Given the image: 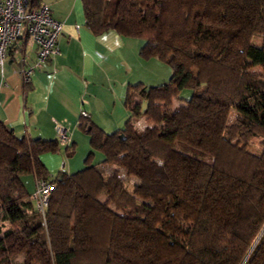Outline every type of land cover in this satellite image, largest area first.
<instances>
[{"label":"trees","instance_id":"obj_1","mask_svg":"<svg viewBox=\"0 0 264 264\" xmlns=\"http://www.w3.org/2000/svg\"><path fill=\"white\" fill-rule=\"evenodd\" d=\"M81 1L94 34L140 38L171 75L129 85L121 129L83 117L92 150L75 172L41 160L57 138L0 120V264H264V0ZM26 174L53 183L44 216Z\"/></svg>","mask_w":264,"mask_h":264},{"label":"crops","instance_id":"obj_2","mask_svg":"<svg viewBox=\"0 0 264 264\" xmlns=\"http://www.w3.org/2000/svg\"><path fill=\"white\" fill-rule=\"evenodd\" d=\"M42 1L63 24L59 53L35 68L25 83L17 57L22 51L26 63H32L35 46L22 42L17 52H9L0 69V120L18 136L43 139L57 138L59 124L68 135L66 142H60L65 147L86 140L79 127L84 118L105 132L120 129L129 111L124 103L129 85L165 79L164 74L163 78L156 75L166 73V68L155 58L139 56L140 38L115 30L94 34L85 23L81 0ZM82 110L87 117L81 116ZM41 160L52 167L47 152Z\"/></svg>","mask_w":264,"mask_h":264},{"label":"built area","instance_id":"obj_3","mask_svg":"<svg viewBox=\"0 0 264 264\" xmlns=\"http://www.w3.org/2000/svg\"><path fill=\"white\" fill-rule=\"evenodd\" d=\"M63 29V24L51 15L48 3L33 0H0V69L9 56L10 51H18L22 42L35 46V58L27 64L24 52L17 57L23 82H28L32 72L43 62L59 53L58 37ZM82 117H87L85 110L81 111ZM57 139L66 142L68 135L66 129L56 124ZM53 183L38 178L36 188L30 193V199L41 216H44Z\"/></svg>","mask_w":264,"mask_h":264},{"label":"rangeland","instance_id":"obj_4","mask_svg":"<svg viewBox=\"0 0 264 264\" xmlns=\"http://www.w3.org/2000/svg\"><path fill=\"white\" fill-rule=\"evenodd\" d=\"M256 42H257V39H256ZM141 44H142V42H141ZM138 54L141 57L139 50H138ZM141 58H143V57H141ZM155 63H158V65H163L166 68V73L165 72L163 73L161 71L162 74H157L156 78H158L159 76L161 78H163V74H164L165 79H159V81H157V79H156V81H153L154 83L145 84L147 86L166 82L169 80V77L171 75V70L165 62H160L157 60ZM156 71L157 72L159 71L158 66H156ZM191 93H192V90L188 89V88L181 90L179 95L181 96L182 99L180 100V99L175 98L173 100V106L177 107L179 104L184 103V100L186 98H189ZM144 106H145V101L142 100L141 110L144 108ZM130 117H131V114L129 111H127L126 120ZM126 120L123 121V127H124ZM132 122L134 123L135 127L139 130H142L144 128V126L146 125L145 117L142 115L134 116L132 118ZM123 127H121V128H123ZM112 131L113 130H111L110 132H112ZM80 133L86 138V140L79 141L78 146L75 144L74 147H65L64 145L61 146V144L59 143V148L57 151L47 152L48 153V163L52 167H48L46 164H45V166L48 168L51 176H54L60 169H64L67 172H75L84 166V159L86 158L87 154L92 150V148H91L90 142H89V138H90L89 134L85 130H80ZM257 140H258V138L255 141H257ZM70 148H72V149H70ZM68 150H72V153H68L69 152ZM249 150H251L253 152H258L259 151L258 143L250 145ZM102 159H103V153L101 152V150H99V149L94 150V153L92 155L93 163H96L99 165V164H101ZM69 168H71V169H69ZM69 170H72V171H69ZM23 177L26 181V185H27V189H28L29 193H33L35 191V188H36V179H35V186H34V178L32 175L26 174ZM4 226H6V224ZM21 260H22V257L19 255L14 258L15 263H18V264Z\"/></svg>","mask_w":264,"mask_h":264},{"label":"water","instance_id":"obj_5","mask_svg":"<svg viewBox=\"0 0 264 264\" xmlns=\"http://www.w3.org/2000/svg\"><path fill=\"white\" fill-rule=\"evenodd\" d=\"M121 137H124L122 134H120Z\"/></svg>","mask_w":264,"mask_h":264}]
</instances>
